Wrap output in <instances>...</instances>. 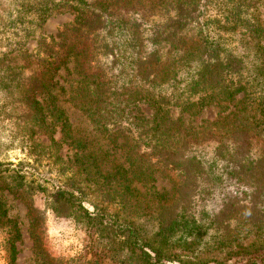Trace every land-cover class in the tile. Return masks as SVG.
I'll use <instances>...</instances> for the list:
<instances>
[{
    "label": "rangeland",
    "instance_id": "rangeland-1",
    "mask_svg": "<svg viewBox=\"0 0 264 264\" xmlns=\"http://www.w3.org/2000/svg\"><path fill=\"white\" fill-rule=\"evenodd\" d=\"M139 1L142 7L133 2L130 4L129 13L123 19L126 22L130 18L123 35L125 41L133 40L132 43L146 39L143 41L146 47L149 46L150 33L157 30L159 25L167 24L169 18L167 15L153 14L150 0ZM255 1L256 17L262 30L260 37L251 39L238 34L244 32L241 29L234 32L235 36H229V40L233 41L231 48L245 66L240 71L244 76L255 73L254 67L258 61L253 58V44L258 41L264 48V0ZM170 3L169 10L176 2ZM18 4L19 0H0V264H10L11 243L16 250L15 264H138L135 255L125 248L112 245L97 227L75 217L58 216L52 210L53 195L70 175L82 190L88 187L87 196L82 202L85 209L93 213L88 200L99 206H107L111 212H118L121 217L130 219L146 239L157 232L158 218L170 215L155 210L157 200L150 195L152 191L166 193L165 202L170 211L184 213L196 220L202 226L199 238L191 246L175 242L171 251L174 257L166 264L232 263L243 260L245 249L264 240V226L261 225V232L258 231L255 218L250 217L245 208L248 207L245 196L247 189L230 179L233 172L231 154L247 150L246 139L254 144L255 149L252 147L251 150H259L260 155L264 151V118H256V123H253L246 117L243 106L247 100H242V93L234 99L208 96L209 101H203L207 105L202 109L196 106L191 109L170 106L169 115L173 120H179L181 135L187 142L183 153L201 165L177 168L169 164L166 167L156 164L158 144L145 143L141 131L143 126L153 127L152 107L141 102L136 109L125 111V117L118 122V128L128 131L138 146L131 153L130 142L122 137L112 141V138L97 131L90 119L68 100L69 90L78 80L74 73V62L71 61L53 77V92L57 105L67 116L71 136L84 142V154L96 159L103 174L114 173L117 166L127 170V177L132 180L131 189L138 193L140 202L121 207V204L111 202L107 194L103 195L105 188L98 189L92 183L86 185L84 174H71L68 170V177L62 175L63 168L71 167L74 171V166H71L73 151L60 141L57 131L49 135L48 130L33 127L23 101L27 87L22 83L21 67L24 65L23 51H28L35 61L40 57V41L48 42L50 38L57 40L58 33L74 23L75 6L72 0H55L56 6L42 25L32 26L29 32H24L21 25L11 24V20L18 15ZM133 17L135 20H132ZM116 41L117 38L115 44ZM129 46L125 42L123 48L128 54L137 52ZM125 56L126 53L122 58ZM197 63V60H192L176 66V84L169 88V91L172 88L182 89L186 106H191L211 90L190 85L191 91L187 93V84L196 77ZM120 67L114 66L107 74L108 82H118L119 85L115 87H120L118 91L124 93V96H114L113 101H122L135 87L130 69L126 67L121 71ZM15 69L18 75L12 80L11 73ZM127 83L129 85H125ZM244 86L251 93L260 91L264 95L263 84ZM213 90L217 92L218 86ZM152 134L155 139L169 138L166 132L153 131ZM50 136L55 141L54 145ZM32 145L39 147L35 154ZM137 153L151 164L150 177H137L142 169L131 163ZM260 204L264 205V197L260 198ZM228 239L232 242L220 244Z\"/></svg>",
    "mask_w": 264,
    "mask_h": 264
},
{
    "label": "trees",
    "instance_id": "trees-1",
    "mask_svg": "<svg viewBox=\"0 0 264 264\" xmlns=\"http://www.w3.org/2000/svg\"><path fill=\"white\" fill-rule=\"evenodd\" d=\"M72 2L76 10L74 23L59 32L57 40L50 38L48 42L40 41V57L35 61L28 51H23L24 65L21 67L22 83L27 87L23 101L33 127L46 129L50 132L49 135L57 131L60 141L73 151L71 166H74V171L71 167L63 168L62 175L65 177L70 175L68 170L71 174H84L86 185L92 183L98 189L105 188L103 195L107 194L111 202L121 204V207L140 202L138 193L131 189L132 180L127 177V170L117 166L114 173L103 174L96 159L84 154V142L71 136L67 116L57 105L53 92V77L71 61L74 62V73L78 80L69 90L68 100L90 119L97 131L106 134L112 141L122 137L130 142L131 153L138 146L128 131L118 128V122L121 117H125V111L136 109V105L141 102L152 107L153 127L143 126L141 131L144 133L145 143L158 144L156 164L162 166L171 164L179 168L183 165H201L199 161L183 153L187 142H184L181 135L179 120H173L169 115L168 108L172 105L188 109L196 106L202 109L207 105L204 103L209 101L208 96L234 99L242 93V100H247L243 106L246 117L253 123H256V118H264L263 93H251L249 88L244 86L264 85V48L258 41L253 44V58L258 61L254 67L255 73L244 76L240 73L245 67L243 61L231 48L233 41L229 40V36H235L234 32L240 29L244 32H237L238 34L247 35L251 39L260 37L262 30L256 17L255 0H150V11L160 16L167 15L169 22L159 25L157 30L150 33L149 46L146 47L143 43L146 39L132 43L133 40L125 41L123 35L125 24L130 18H127L126 22L123 19L129 13L131 2L141 6L139 0ZM170 2L176 3L169 10ZM18 5V15L11 20V24L21 25L24 32H29L32 26L40 27L56 6L55 0H19ZM135 14L137 15V12ZM132 20H135V17ZM125 42L137 52L128 54L123 49ZM124 53L126 56L122 58ZM192 60H197L199 68L195 69V79L186 86L187 93L191 91L190 85L204 86L203 89L211 90L206 96L198 98L200 102L186 106L182 89L172 88L169 91V88L170 85L176 84L175 67ZM116 65H121V71L126 67L130 69L129 74L135 85L122 101H113L116 95L124 96V93L118 91L120 87H115L119 85L118 82H108L107 74ZM17 75L15 69L11 73L12 80ZM216 86L217 92L213 90ZM153 131H161V134L166 132L168 140L165 137L155 139ZM50 141L55 144L51 136ZM32 146L35 154L39 147ZM245 146L247 150L231 154L233 172L230 179L247 189L245 196L248 207L245 208L250 217L255 218L254 224L261 232L260 226H264V211L259 207L264 209V205L260 204V198L264 197V151L260 155L259 150H251L254 144L248 139ZM131 163L142 169L137 177H150L148 174L152 166L144 161L143 156L136 155ZM133 177L135 179V176ZM72 178L70 175L53 195L52 210L58 216L75 217L97 227L102 236L110 239L112 245L125 248L131 255H135L138 264H166L174 257L171 251L175 242L191 246L201 234L202 226L196 220L184 213L170 211L165 202L166 193L152 191L150 195L157 200L155 210L170 215L166 218L156 217L158 230L146 239L130 219L121 217L118 212H111L107 206H99L86 199L90 202L93 213L85 209L82 202L85 201L88 187L85 186L82 190ZM224 242L230 243L232 240L228 239L220 244L223 245ZM15 254V247L11 243L10 264H15ZM242 256L243 260L238 259L232 263L215 261L213 264H264V240L259 245L245 249Z\"/></svg>",
    "mask_w": 264,
    "mask_h": 264
}]
</instances>
